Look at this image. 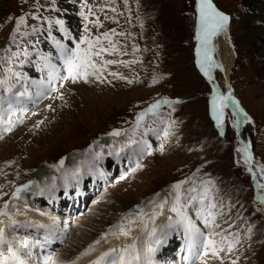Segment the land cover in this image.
I'll return each instance as SVG.
<instances>
[{
  "label": "rangeland",
  "instance_id": "1",
  "mask_svg": "<svg viewBox=\"0 0 264 264\" xmlns=\"http://www.w3.org/2000/svg\"><path fill=\"white\" fill-rule=\"evenodd\" d=\"M89 2L99 7L103 0ZM213 3L232 15L227 30L233 45L234 61L227 83L232 86L240 108L254 120L242 124L240 137L243 142L239 140L238 146L241 148L251 143V165L258 184L264 183V176L258 170L259 165H264V0H255L254 4L248 0H213ZM80 4L81 0H38L37 7V0H0V56L5 55L3 49L7 47L16 50L10 36L15 19L24 14L39 17L36 20L31 15L27 17V30L31 32L35 27L38 29L36 33L23 39L17 37L21 47H26L30 53H34V47L45 48L44 41L49 39V21H52L51 35L54 33L56 37L54 23L59 19L65 22L73 36H79L83 31V21L78 15ZM110 7L117 11L111 12ZM194 11L195 0H128L127 4L124 0H115V4L106 7L105 12L109 17H115L117 22L105 20V13H98L104 27L93 28V35L113 28L117 33H125L113 39L119 41V47L126 54H105V59L139 61L127 67L123 64L108 66V72H117L126 79L115 78L106 72L103 82L91 77L88 83L68 82V85L72 84V91L62 93L63 99H58L51 106L50 113L40 112L39 118L33 116L43 123L37 126L38 120H26L25 116L19 115L17 120H12L14 126L10 132L0 131V170L5 175V180L0 176V184L4 185L3 192L8 193L0 198V207L10 200L16 186L27 181H35L39 185L40 181L36 179L40 180L37 178L40 169L51 170L53 176V173L56 175L67 170V164H72L77 156H84L85 161H90L94 153L105 157V164L95 165L97 171L102 168L105 182L94 185L88 173L82 175L85 185L81 190L85 199L77 200L75 205L68 200L66 207L67 196L59 193L58 198L62 199L58 206H54V212L46 197L43 198L45 201L36 204L37 209L49 208L57 218L64 219L57 227L59 234L62 230L63 238L55 246L53 259L78 261L77 257H81V253L100 240L103 234L109 233L124 214L135 213L137 206L145 209L150 198L157 193L170 201L171 185L195 174L197 186L205 180L214 182L212 191L216 202H222L224 206V216L218 217L221 228L217 231L227 229L228 233L239 234L241 240L233 253L225 256L224 264H231L233 259H237V264H264V204L257 199L264 194V189L254 188L252 177L241 162V154L235 150L237 127H233L235 119L231 111L228 107L224 110L223 135L211 118L209 101L213 86L223 94L218 76L222 78L225 89L226 81L217 68L211 70L214 71L211 82L198 72L193 42L194 25L197 24ZM254 26L261 28H254L256 34L251 37L250 30L253 29L250 28ZM21 30L25 28L22 26ZM133 45L139 51L133 52ZM16 66L23 72L19 61H16ZM46 78L40 77L34 84L37 89H28L29 93L47 90L39 85L41 80L46 82ZM154 78L156 83H153ZM48 95L46 93L45 96ZM165 98L179 101L171 108L163 105L159 112L160 118L175 121L171 128L173 135L165 140L162 132H151L153 135L149 142L147 136L138 133L137 141H147L145 151L141 153L140 150L135 162L134 158L129 161L126 153L137 148L133 145L122 151L125 153L120 152L122 157L117 161L116 150L127 142L128 137H111L108 133L115 128L131 129L138 113ZM25 101L19 100L17 105ZM15 111L22 113L20 108ZM144 122L153 128L164 127L153 115L146 116ZM242 125L238 126L239 131ZM161 144L164 145L162 152ZM90 146L93 152H87ZM109 152L113 154L109 155ZM62 158L65 164L60 171L49 167L58 164ZM75 179L69 178L65 183L72 184ZM36 192L38 189L34 185L32 192L25 193L26 203L19 205L28 207L29 201L37 202L40 195ZM73 193L70 192L71 199L74 198ZM80 205L83 207L78 209L79 212L72 210ZM189 215L193 220L197 219L194 208L189 209ZM249 227L252 228L250 236L247 232ZM212 264H220V261L213 260Z\"/></svg>",
  "mask_w": 264,
  "mask_h": 264
},
{
  "label": "snow or ice",
  "instance_id": "2",
  "mask_svg": "<svg viewBox=\"0 0 264 264\" xmlns=\"http://www.w3.org/2000/svg\"><path fill=\"white\" fill-rule=\"evenodd\" d=\"M127 2L128 0H124L125 4ZM114 4L115 0H103L99 7H96L89 0H81L78 15L83 21V31L79 36H73L68 28L65 27L63 20L58 19L55 21V24L59 26V31L62 33L63 39L70 41L74 47H69L67 43H63L60 39L51 35L52 21H49V38L58 51L57 59L62 62L66 74L62 75L60 68L51 62V53H38L40 61L42 62L39 66L40 70L48 69L46 82L41 80L39 85L51 92L57 93V96L54 98L63 99L59 88L54 86L56 81L62 82L59 87L64 86L63 82L76 83L83 81L88 83L90 77L103 82L104 74L108 72V66L123 64L127 67L130 64L139 62L136 60L122 61L105 59V54L109 56L126 54L119 47V41L113 39L115 36H124L125 33H117L116 29L113 28L109 31L100 32L98 35H93V28L102 29L104 27L101 16L98 13H105V20L111 19L113 22H117L115 17H109L105 12L106 7ZM195 9L197 14L195 39L198 42L195 49V55L197 57L196 65L208 81L211 82L213 80L211 70L222 67L213 59L212 54L216 50L213 40L217 36L227 32L230 18L217 8L213 0H195ZM109 10L113 13L117 11L115 7H110ZM28 15H31L33 20L39 19L34 14H24L16 18L15 26L10 36V40L15 45L16 50L13 51L11 47H7L3 49L5 55L0 56V68H2V72H0V126L3 127V131L8 132L14 126L11 119L15 111L14 104L20 98L30 95L27 87L28 77L23 72L17 70L16 66V61H19V66L22 67L32 55L26 47H21V44L17 41V37L19 36L23 39L38 31L35 27L31 28V32L27 30ZM22 26L25 28L24 31L21 30ZM136 51H139V49L133 45V52ZM21 56L24 59H20ZM108 74L118 79H126V77L117 72H108ZM156 82L154 78L153 83ZM32 83L36 84L37 82L32 81ZM128 83H132V81L128 80ZM37 95H44V92L38 91ZM176 103H179V101L169 100L167 98L157 100L144 111L137 114L135 124L131 129L124 131L114 129L108 133L111 137H120L122 135L128 137L127 142L122 144L116 150L115 154L119 156V153L125 148H131L133 145L143 151L144 146H147V141L143 139L137 141L135 137L138 133L142 136H147L149 132L157 134L162 132V138L165 140L173 135L171 128L175 124V121H167L160 118L158 110L162 105H168L171 108ZM209 103L211 118L215 121L216 127L220 129L221 135L224 134V110L230 104L236 106L239 111V116L242 117V119L238 118L235 121L233 127H238L241 123H251V119L247 116V113L243 109H239V103L234 99L231 92L223 95L214 85ZM48 107L51 109V105ZM6 112L8 113L7 119H5ZM149 113L157 117L160 120V124L164 125V127L153 128L150 125H146L144 121ZM233 115H237L236 110L233 111ZM40 123H43V121H38L37 126ZM250 148L251 143L249 142L246 146L237 149L238 152L244 154V162L246 165H250L253 159L252 153L249 151ZM163 149L164 145L161 144L160 151L162 152ZM87 152H93L91 146ZM112 154V152H109V155ZM101 155V153H94V158L100 159ZM64 164L65 160L62 158L58 164H53L49 167L60 171ZM247 170L250 173L253 171L251 166ZM258 170L264 176V165H259ZM0 174H3L2 170H0ZM194 177L195 174L193 177L171 185V193H169L172 196L171 201L165 197H161L159 193L156 194L157 198L148 201L149 204L153 205V214L147 222L143 223L141 228L142 236H147L146 241L142 240L141 237H137L130 244H124L121 247H111L107 251L101 252L90 264H156L154 258L158 251V246L161 244L160 237L167 235L165 229L177 228L183 229L188 252V256L185 259L191 261V264H195L196 260H200L201 264H208L207 258L219 260L220 264H224L225 256L233 253L236 246L241 243L239 234L228 233L227 229L217 231V229L221 228L220 223H218V217L224 216V206L222 202H216L212 191L214 182L205 180L197 186ZM65 178H67V173H65ZM55 179L53 177V181ZM9 184H11V181H9ZM34 185L38 189V192L35 194L40 196L45 195V188L40 187L35 181H29L27 184L16 186L14 191L11 192L10 200H6L3 206L0 207V264H37V256L34 249L39 248L43 250L53 242V233L56 227L55 222L52 224H43L16 219L17 216L21 215L19 204L21 202L26 203L24 194L32 192ZM185 185L190 186L185 188ZM51 187H55V185L53 184ZM258 187L264 189V183L258 184ZM3 188L4 185L0 184V198L8 195V193L3 192ZM47 190L51 191V188ZM257 199L261 204H264V194L259 195ZM166 204L169 205L167 211L174 214V216L168 215L167 222L156 227L154 226L155 219L157 216L164 214ZM190 208L195 209L196 218L202 222L205 229H208L207 233L202 231L197 226L196 221L189 215ZM12 209H15V211H12ZM145 215L144 207L137 206L135 213L129 212L124 214L121 220L110 228L109 233H106L101 239H106L108 234H119L124 237H129L133 231V225L137 223V220H143ZM28 229H35V235L32 233L26 236L18 235L20 230ZM41 230H43V238L39 239L37 236ZM247 232L250 236L252 228L249 227ZM99 243L100 240L95 241L85 252L81 253V257L87 256L95 251L96 245ZM81 257H77V260ZM42 264H62V262L53 259L51 255H47L44 257ZM71 264H77V261H72ZM231 264H237V259L231 260Z\"/></svg>",
  "mask_w": 264,
  "mask_h": 264
},
{
  "label": "bare ground",
  "instance_id": "3",
  "mask_svg": "<svg viewBox=\"0 0 264 264\" xmlns=\"http://www.w3.org/2000/svg\"><path fill=\"white\" fill-rule=\"evenodd\" d=\"M59 1H62V0H59ZM248 1L251 4L255 3V0H248ZM251 4H250V6H251ZM258 4L256 5V7H258ZM256 7H255V9H256ZM1 13L2 12L0 10V14ZM258 21H259V19H258ZM196 25L197 24L194 25L195 30H196ZM254 28L256 29V28H261V27H259V26L251 27L250 29H253V30H250L251 37L255 36V34H256L255 33L256 30ZM56 38L60 39L63 43H67L69 45V47H74V45L70 41L63 39V35L60 31H58V33H56ZM45 44H46L45 48L44 47H41V48H39V47L35 48L34 47V50H33L34 53H32V55L28 58V62L22 67L23 73L26 74L28 77V84H27L28 89H31V90L37 89L36 86L32 83V81H37L40 79V77H42V78L47 77L46 73L48 72V69L45 68L43 70H40V67L37 65L38 61H39L38 64H42V62L40 61L38 53L39 54L52 53L53 56L51 55V62L53 64H55L58 68H60L61 72H63V70H64L62 62L57 59L58 51L54 47V45L52 44V41L50 39L45 40ZM213 44L215 45L216 50L212 54V56H213V59L219 65L222 66V67L217 68V69L220 71V73H222V75L226 81L225 95H227L229 93L228 88H230V83H227V76L230 73V70L232 68L233 61H234L233 45L230 41L229 31L227 30L226 33L221 34V35L217 36L216 38H214ZM33 71H35V72H33ZM29 73H33V75H29ZM57 82H59V81H57ZM60 83H62V82H59V85H60ZM63 83H64L63 87L58 86V88H60V90H59L60 94H62V93L65 94V93L71 92L72 91L71 85L74 83H72L70 85H68V82H63ZM29 94H30L29 99L31 100V103L29 104V106H32L33 103L35 104V106L31 107L28 112H25L21 108V112L25 114L26 120L37 121L38 119L33 117V116H36L39 118L40 112H45L47 114L50 113L49 112L50 108L48 106L49 105L54 106L58 102V99L54 98L57 96V93H52V94L49 93L50 95H48V96H45L46 95V93H45V95L43 97H45L46 100L44 102H41L42 100H39V101L37 100V98H36L37 91L29 93ZM15 106H14L15 110L20 108L17 105V103ZM230 108L233 111L236 110L237 111L236 118L241 119V117L239 116V111L236 108V106L230 104ZM22 113L14 111V113L11 116V119L13 121L15 119L17 120L19 118V115ZM20 117H23V115ZM6 118H8L7 112L5 113V119ZM17 122H19V121H17ZM144 151H145V149H144ZM122 153H125V152H122ZM141 153H142V151H141ZM127 154H129V155L126 158L129 159V161L131 160V158H134L133 161L135 162L136 161L135 158L140 154V149L139 148L133 149V151H129L126 153V155ZM120 156L121 155L116 156L117 161L120 159ZM74 159L75 160L71 162L72 164H67V167H69L67 170L59 172V174H56V175H55V173H53V176L51 175V172H52L51 170L40 169V171L38 172V177H37L38 179L40 178V180L36 179V181H40L39 185L42 188L46 189L45 195L38 197L39 199L36 197V200L37 199L38 200L35 203H33V202L31 203V201H29V202L27 201L28 207L27 206H20L22 204L19 205L21 215L17 216L16 219H18L20 221L28 220V221H32L34 223H43V224H52L53 222H55V224H56V227H55V230L53 233V242L50 245H47L46 248L43 250H41L39 248L34 249V252L37 256V264H42L44 257L47 255H51V252H52L51 250H53V248H54L53 244H55V243L58 244L59 239L62 240V238H63L62 230L60 231V234H59L57 231V227L61 221L63 222L64 219L63 218L61 219L59 217L57 218L56 215L54 213H52V211L54 212V206H58L61 199H62V198H58L59 193H61L62 196H64V195L67 196L66 201H68V200L72 201L74 204V202H77V200H79V199H85V195L83 194V192L81 190L82 186L85 185V182L82 183L83 180L85 181V179L82 178V175H85L88 173V175H90L89 178L91 177L92 182L94 181V185H97V183H99V182L100 183L105 182L104 181L105 177L103 176L104 174H103L102 168H101V171H97V168L95 167V165L105 164L104 163L105 157L103 154L101 155L100 159L94 158V155L91 156L90 161H85L84 156H79V157L77 156ZM243 165L246 166L245 162ZM77 170H79V171H77ZM2 173H4V172H2ZM65 173H67V178H65ZM73 174H75V175H73ZM49 175H51V176H49ZM0 176L3 177L2 180H5L4 174H0ZM52 177L56 178L55 181H53ZM69 178H74V179L76 178V179L73 181L72 184L65 183V182H67V180ZM120 179H122V178H120ZM53 184L55 185V187H51ZM49 188H51V191L47 190ZM70 188H72V189H70ZM71 191L74 192L73 193V195H74L73 199H71L69 197ZM25 195L26 194H24V196ZM44 197L47 198V201L50 205L49 207L53 208V210L51 208V210H52L51 212H50L49 208H48L49 211L48 210H42L41 211V209L39 210L36 207V204L38 205L39 201L43 200ZM161 197H163V196H161ZM155 198H157V197L154 196V197L150 198V200H153ZM32 201H34V200L32 199ZM147 205L145 208L146 215L143 217V220H137V223L135 225H133V231L131 232V235L129 237H124V236L119 235V234H116V235L108 234L106 239H100L101 242L96 245L95 251L91 252L87 256H82L81 259H79L77 261V264H90V262L92 260H95L96 257L101 252L107 251L111 247H121L124 244H130L133 242V239H135L137 237H141L142 240L146 241L147 236L146 235L142 236L141 228L143 226V223L147 222L153 214V211H152L153 205H151L149 203ZM165 207H167V204L165 205ZM79 209L81 210V205H80ZM167 209L168 208L164 209L163 215L156 217L154 226L159 227L160 225L167 222V216L169 213L167 211ZM12 211H15V209H12ZM172 215L174 216V214H172ZM194 221L197 222V219H195ZM197 226L200 227L201 230L203 231L204 226H201V221H199L197 223ZM165 232L167 233V235L160 237L161 244L158 246V251L156 252V255L154 258L156 264H191V261L185 259V257L188 256V252H187V248H186L185 236H184L183 229H179V228H177V229H165ZM204 232H207L206 229L204 230ZM29 233H32L35 235V229L20 230L18 235L26 236ZM106 233H108V232H106ZM103 236H104V234H103ZM37 238H39V239L43 238V230H41V232L37 236ZM175 239H176V241L174 242ZM81 247L79 248V250L81 249ZM83 247H84V245H83ZM160 254H161V256H159ZM166 255L168 257H166ZM52 258H53V255H52ZM207 259H208V264L213 263L214 259H211V258H207ZM58 261L62 262V264H71V262H72V260H69L68 258L59 259ZM73 261H76V260H73ZM195 264H201V261L196 260Z\"/></svg>",
  "mask_w": 264,
  "mask_h": 264
}]
</instances>
